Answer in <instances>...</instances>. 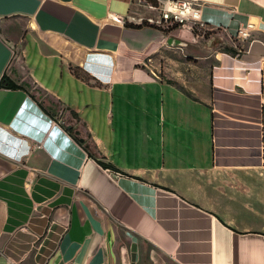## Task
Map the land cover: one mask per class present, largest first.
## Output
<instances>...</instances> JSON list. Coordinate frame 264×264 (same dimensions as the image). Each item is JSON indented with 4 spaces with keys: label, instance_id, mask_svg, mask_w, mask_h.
I'll list each match as a JSON object with an SVG mask.
<instances>
[{
    "label": "crops",
    "instance_id": "obj_1",
    "mask_svg": "<svg viewBox=\"0 0 264 264\" xmlns=\"http://www.w3.org/2000/svg\"><path fill=\"white\" fill-rule=\"evenodd\" d=\"M198 3L205 46L126 28L144 0H0V264H264V0Z\"/></svg>",
    "mask_w": 264,
    "mask_h": 264
},
{
    "label": "built area",
    "instance_id": "obj_2",
    "mask_svg": "<svg viewBox=\"0 0 264 264\" xmlns=\"http://www.w3.org/2000/svg\"><path fill=\"white\" fill-rule=\"evenodd\" d=\"M156 5L148 3L150 8H155L159 12V21L157 24H177L179 27L192 29L190 24H195L200 28L206 29V25L201 20L200 5L198 0H155ZM253 26L247 24L245 27H239L236 30L235 37L238 40H247ZM207 30V29H206ZM1 153L3 151L1 150ZM12 159H18L17 153H5Z\"/></svg>",
    "mask_w": 264,
    "mask_h": 264
},
{
    "label": "trees",
    "instance_id": "obj_3",
    "mask_svg": "<svg viewBox=\"0 0 264 264\" xmlns=\"http://www.w3.org/2000/svg\"><path fill=\"white\" fill-rule=\"evenodd\" d=\"M145 2H148L152 5H156L155 0H144ZM169 24H167V28H162L161 26L158 25H154V24H150L148 22H142L139 25H134V24H130V23H125V27L129 28V29H141L144 27H149V28H153L156 30H159L160 32L167 34L173 30L176 29V27H179V25L177 24H173V26H168ZM0 87L2 88H6V89H15L17 88V86L12 83L10 80H8V78L6 76H3L0 80ZM184 91V90H183ZM98 164L104 168V169H111V166L109 164H105L101 161H98Z\"/></svg>",
    "mask_w": 264,
    "mask_h": 264
},
{
    "label": "rangeland",
    "instance_id": "obj_4",
    "mask_svg": "<svg viewBox=\"0 0 264 264\" xmlns=\"http://www.w3.org/2000/svg\"><path fill=\"white\" fill-rule=\"evenodd\" d=\"M154 12V11H153ZM159 13V12H157ZM159 16V15H158ZM159 25V24H158ZM192 29H190L189 31L191 32L192 36L196 38V44L198 46H205L207 43V40L210 38V32H208L206 29L204 28H200L195 24H190ZM159 26H161L162 28H167V25L165 24H160ZM168 26H173V24H169ZM181 29H187V28H182V27H176L175 30H181ZM204 52V51H203ZM197 63V62H195ZM202 64L197 63V68H201L203 66H201ZM35 245V244H34ZM32 245V246H34Z\"/></svg>",
    "mask_w": 264,
    "mask_h": 264
},
{
    "label": "water",
    "instance_id": "obj_5",
    "mask_svg": "<svg viewBox=\"0 0 264 264\" xmlns=\"http://www.w3.org/2000/svg\"><path fill=\"white\" fill-rule=\"evenodd\" d=\"M174 40L172 39V38H170L169 40H168V43H171V42H173ZM176 42V41H175ZM177 43H179L178 41H177Z\"/></svg>",
    "mask_w": 264,
    "mask_h": 264
}]
</instances>
